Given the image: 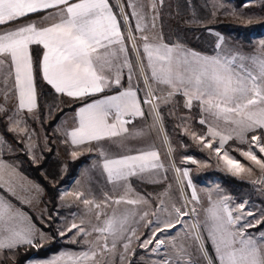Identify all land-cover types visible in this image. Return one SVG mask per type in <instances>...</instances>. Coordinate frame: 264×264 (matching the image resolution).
I'll return each mask as SVG.
<instances>
[{
  "label": "snow or ice",
  "instance_id": "1",
  "mask_svg": "<svg viewBox=\"0 0 264 264\" xmlns=\"http://www.w3.org/2000/svg\"><path fill=\"white\" fill-rule=\"evenodd\" d=\"M127 6L136 20L134 28L123 10V24L118 20L109 0H0V122L7 118L8 131L31 139L20 113L34 114L38 108L36 81L41 78L55 93L81 102L72 126L62 129L63 142L73 147V159L81 150L98 152L96 166L112 185L99 199L83 191L62 193V199L70 196L82 204L95 223L73 219L58 229L60 237L71 233V242L83 241L87 250L63 253L44 264H106L107 254L115 255L120 246L129 252L133 240L149 252H163L159 264H264V231L259 235L249 231L264 227V211L257 215L247 201L233 204L230 197L213 200L211 194L205 205L190 168L174 162L177 196L170 193L171 185L155 199L134 193L131 177L165 168L159 152L136 150L113 158L102 145L130 135L127 125L145 117L144 105L153 120L149 127L162 130L160 102L180 95L184 108L198 110L197 122L203 126L196 131L189 125L185 135L214 153L226 172L243 179L258 169L260 179L254 182L264 184V42L256 54L204 55L149 35L146 17L134 0ZM151 8L155 11L156 0ZM151 27L155 28V15ZM223 41L219 36L217 49ZM33 45L42 48L35 59ZM130 52L135 53V62ZM125 68L127 86L122 83ZM10 98L14 104L8 103ZM136 135L143 136L144 130ZM234 137L248 145L247 150L236 149L248 166L226 149ZM173 151L169 146L170 156ZM182 162L198 163L193 156ZM12 174L0 162V188L7 187L14 195ZM121 205L127 207L121 210ZM141 222L149 230L143 240L132 226ZM46 239L26 212L0 195V253L24 245L40 247L39 241Z\"/></svg>",
  "mask_w": 264,
  "mask_h": 264
},
{
  "label": "rangeland",
  "instance_id": "2",
  "mask_svg": "<svg viewBox=\"0 0 264 264\" xmlns=\"http://www.w3.org/2000/svg\"><path fill=\"white\" fill-rule=\"evenodd\" d=\"M134 2L146 17L149 35L159 36L165 43L180 44L204 55H216L222 51L256 54L261 42H264V0H162V2L156 0L155 11L151 8L153 0H134ZM109 3L122 24L120 12L123 10L129 14L128 23L135 27L136 20L130 15L132 9L127 6L128 0H109ZM182 3H188L186 13L178 14L173 7ZM153 15H155L154 29L151 27ZM160 17L164 22L160 21ZM32 19L39 21L40 16ZM218 22H223V25H213ZM223 27L232 35L224 33ZM219 36L224 37L221 49L216 48ZM166 39L171 41L168 42ZM129 55L135 62V53L130 52ZM127 72L125 68V78L122 80L125 86H127ZM133 82L135 83V78ZM54 93L43 91L38 96V108L34 110V114H26V110L20 113V119L31 133V139H21L15 133L8 131L10 125L7 118L0 122V162L8 166V170L13 173L11 187L15 193L13 195L5 187L0 188V195L10 199L13 204L26 212L36 228L48 237L44 241H39L40 244L51 240L60 243L55 250L43 255L30 256L23 264H44L45 261L63 253H79L87 250L88 246L83 241L79 244L71 242L69 239L71 233L65 237L57 234L58 229L70 224L73 219L77 223L81 219L85 221L91 219L95 223V218L87 213L82 204L74 201L70 196L62 199V193L83 191L90 198L94 196L99 199L104 192L112 190L106 174L96 166L100 159L98 152L81 150V154L73 159L71 156L73 147L63 142L64 137L60 130L63 128L55 127L59 115L64 116L69 109L61 111L59 117L49 123L56 110L63 104L71 102L68 99L64 100L61 94ZM159 94L164 95V93ZM139 95L143 97L144 92L141 91ZM2 101L3 97L0 96V102ZM8 103L14 104L15 100L10 98ZM183 105L184 99L180 95L169 103L160 102L162 130L149 127L153 120L148 114V106L144 105L145 117H137L127 125L130 135L102 142L106 153L115 158L122 154H134L136 150L154 149L159 152L165 168L146 171L131 177L129 183L134 193L149 195L155 199L157 194L171 185L170 193L174 197L177 196L179 174L171 167L174 162L176 167L190 168L193 185L205 205L209 194L213 200L218 196H227L231 198L233 204L247 201L248 206L259 215L264 211V184L254 182L260 179L259 170L255 169L252 177L243 179L226 172L222 164L218 163L214 153L202 149L189 135H185V127L190 125L191 129L202 131L203 126L197 122L200 118L198 110L193 108L189 111ZM65 118L62 119L60 127L66 124ZM221 127L223 128V125ZM139 129L144 130L143 136L136 135ZM169 146L174 150L171 156ZM247 147V144H241L235 137L226 145L230 154L246 166L250 162L244 160L236 149L247 150ZM185 156H193L198 163L185 165L182 162ZM5 178H8L7 175ZM185 192L190 194L191 189L185 188ZM125 207L127 206H120L121 210ZM132 226L137 227L141 240L149 234L143 222L134 223ZM249 231L259 235V232L264 231V227L258 226ZM172 234L174 235L175 231ZM18 248L0 253V264H10ZM121 253H124L122 246L115 255L107 254L104 258L106 264H159L163 255V252L152 253L141 248L136 240H133L129 252L124 253L123 261L120 259Z\"/></svg>",
  "mask_w": 264,
  "mask_h": 264
},
{
  "label": "trees",
  "instance_id": "3",
  "mask_svg": "<svg viewBox=\"0 0 264 264\" xmlns=\"http://www.w3.org/2000/svg\"><path fill=\"white\" fill-rule=\"evenodd\" d=\"M187 5H188V3H182V4L174 6L173 8L176 9L178 14H185ZM35 16H39V15H32V17H35ZM159 19H160V21L164 22V20H161V19H163L162 17H160ZM213 25L221 26V25H223V22H218V23H215ZM222 31L224 33H226L227 35H232L227 28L223 27ZM167 41L170 42L171 40L169 39ZM197 47L200 48L199 46H197ZM32 49H33L34 59H35L37 55H40L41 49L39 46H36V45H33ZM36 83H37L38 96L41 95V93L43 91H47V93L48 92L54 93V91L50 88V86L47 85L46 82H44L41 78L38 77ZM79 103H81V102L78 100L72 99L70 103L63 104L58 110H56L54 112L52 118L49 120V123H51L60 114L61 111L66 110V109H73ZM40 245H41L40 247H29L27 245L19 247L16 251V254H15L13 261L10 264H23L24 261L28 257L34 256V255H43L49 251H53L60 245V243L56 242L55 240H51L49 242L42 243Z\"/></svg>",
  "mask_w": 264,
  "mask_h": 264
},
{
  "label": "crops",
  "instance_id": "4",
  "mask_svg": "<svg viewBox=\"0 0 264 264\" xmlns=\"http://www.w3.org/2000/svg\"><path fill=\"white\" fill-rule=\"evenodd\" d=\"M46 13H43V14H41V15H45ZM37 17V16H36ZM33 18V17H32ZM40 47V46H39ZM40 49H41V52H40V54H42V48L40 47ZM51 88V87H50ZM54 91V90H53ZM62 97L64 98V100L66 99H68V100H72V98H69V97H67V96H63L62 95ZM80 106V103L78 104V105H76L73 109H69L68 111H66V113L64 114V116L63 115H59L58 117V119H56L57 120V122H56V124H55V127H58V128H70L71 126H72V122H73V117H74V115H75V111H76V109H78V107ZM65 115H67V116H65ZM66 117V118H65ZM63 118H65L64 120H66L67 119V122H66V124L63 126V127H60L59 125H61L62 123V119ZM59 122H60V124H59ZM58 124V125H57ZM61 131H62V129H60Z\"/></svg>",
  "mask_w": 264,
  "mask_h": 264
}]
</instances>
